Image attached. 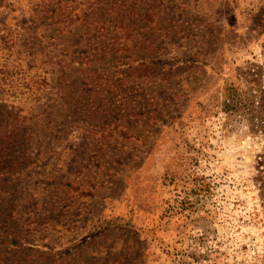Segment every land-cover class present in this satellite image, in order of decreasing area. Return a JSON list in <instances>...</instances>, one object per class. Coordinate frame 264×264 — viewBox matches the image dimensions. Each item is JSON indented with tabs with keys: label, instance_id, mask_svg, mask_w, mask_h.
Returning <instances> with one entry per match:
<instances>
[{
	"label": "rangeland",
	"instance_id": "rangeland-1",
	"mask_svg": "<svg viewBox=\"0 0 264 264\" xmlns=\"http://www.w3.org/2000/svg\"><path fill=\"white\" fill-rule=\"evenodd\" d=\"M0 264H264V0H0Z\"/></svg>",
	"mask_w": 264,
	"mask_h": 264
},
{
	"label": "trees",
	"instance_id": "trees-1",
	"mask_svg": "<svg viewBox=\"0 0 264 264\" xmlns=\"http://www.w3.org/2000/svg\"><path fill=\"white\" fill-rule=\"evenodd\" d=\"M6 64H7V63H6ZM3 79L6 80V79H5V76H3ZM3 82H4V81H3ZM4 83H5V82H4ZM106 223H107V224H111V221H106ZM103 230H104V229H103ZM99 232H100V231H99Z\"/></svg>",
	"mask_w": 264,
	"mask_h": 264
}]
</instances>
